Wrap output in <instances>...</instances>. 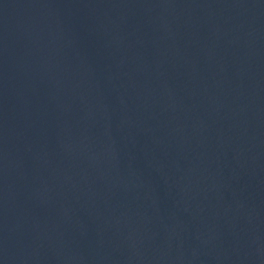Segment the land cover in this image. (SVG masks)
<instances>
[{
    "label": "water",
    "instance_id": "water-1",
    "mask_svg": "<svg viewBox=\"0 0 264 264\" xmlns=\"http://www.w3.org/2000/svg\"><path fill=\"white\" fill-rule=\"evenodd\" d=\"M0 264H264V0H0Z\"/></svg>",
    "mask_w": 264,
    "mask_h": 264
}]
</instances>
